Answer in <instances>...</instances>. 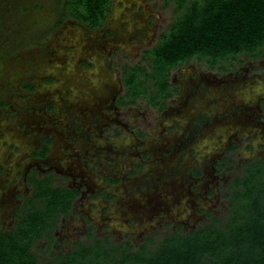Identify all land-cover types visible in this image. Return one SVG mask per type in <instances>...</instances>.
<instances>
[{
    "label": "rangeland",
    "instance_id": "374dc122",
    "mask_svg": "<svg viewBox=\"0 0 264 264\" xmlns=\"http://www.w3.org/2000/svg\"><path fill=\"white\" fill-rule=\"evenodd\" d=\"M57 1L0 0V165H8V162L14 158L23 162L25 160L32 162L33 159L29 158L33 150L32 146L39 143L43 137L48 136L54 141L52 154L45 160V163L49 164L48 169L57 167L60 170V172H55L58 177L54 181L52 179V183L54 182L55 185L75 186L85 179L88 188L93 190L101 179L98 169L120 174L122 171H130L131 177L129 178L131 181L128 178L126 184L122 185V191L118 192V194L120 193V200H116L117 205L113 207L116 213L109 219L100 213L95 216L96 221L90 225H93L92 233L97 237L108 236L113 242L131 239L135 245H138L143 241L145 235L153 236L159 240L163 233L175 230L176 225L181 223L180 221L188 222V217L181 216L175 207L179 201L185 204V208L188 207L185 199L190 198V188L196 184V180L188 175L189 168L200 162L204 174L200 178L202 182L197 186H200L203 191L210 190L209 187H206L207 185L214 190V193L208 195V199L201 204L207 205L213 217L218 216L223 219L224 213L228 209L229 197L227 193L231 191L229 183L234 176L241 173L240 161L242 159L232 161L227 158L224 160L221 166L226 168L225 170L230 169L228 163L233 165L234 162L237 166L235 168L240 170L229 171L223 176H215L214 178L211 177L213 171H211L210 163L218 159L219 154L216 151L219 149L218 141L223 137L228 138L231 129L250 130L256 127V124L261 125L260 122H257L260 119L257 113L251 111H244L241 114L230 113V116H224L221 118L222 120L214 116V125L205 126L199 136L190 139L185 135L190 129L189 121L186 120L188 119L187 110L183 111L184 115L181 113H176V115L174 110L178 105L170 104L173 108L172 117H179L180 120L178 121L185 127L169 134L165 125L170 123L172 118H168L161 124L157 123L155 119L159 113L148 104L150 100L144 97L138 99L137 106L131 107V120H129L126 110L124 111L125 115L119 113L120 116L123 115L121 125L126 129L123 131L124 140H122L121 147L124 146L128 150L131 147V155H125L118 150L113 151L111 143L101 142L99 144L100 138L107 137L111 140L112 133L115 135L118 132L117 130L113 132L108 128L101 130V122L105 117L102 108L106 102L98 100V96L101 92H105L108 96L120 86L119 67L123 63L127 66L139 62L146 65V62L141 60L142 54L158 41L160 34L173 20L174 5L172 3L165 5L164 0H117L115 10L118 12L113 15L112 25L114 28H120L121 39L131 40L127 42V47L130 48H128L129 50L124 48V51H114L109 60L103 59L104 55L101 56L103 62L100 58L98 63L103 68L100 69L102 72L100 73L98 72L99 69H96L97 74L92 76L94 82H91L88 81V76L86 78L85 75L78 74V65L85 55L79 56L81 53L76 51V47H82L86 32L82 33L85 35L82 36L81 32L77 31V26H74V23L70 21L62 28L54 27L53 22L57 16L54 7H56ZM119 1H123L124 5H121ZM130 4L131 7L137 6L138 9L131 8V14L130 12L125 14L126 18L130 17L131 23L123 22L121 20V18L123 19L122 15H124L123 11L126 5ZM72 47L74 49H69ZM239 58H242L239 65L243 67L247 66L250 61L244 56ZM191 62H195V60H191ZM196 63L197 66H200V71L206 69L205 63ZM233 63L238 62L234 61ZM261 64L264 65V60L260 61L259 65L261 66ZM126 68L131 70L125 66L122 67V71H125ZM188 70H192L189 65L181 69L185 79L188 77ZM176 71L178 70L172 71L173 76L177 74ZM255 72L254 69H250L245 74L238 73L234 83L239 84L244 77L251 74L257 76ZM213 73L216 72L213 71ZM190 74L193 75L192 72ZM46 75L59 79L60 85L53 87L56 84L50 83L42 86L40 81ZM217 75L220 76L218 80H227L229 83L231 82V84H227L230 87L233 86L234 78L231 79L232 77L228 73ZM38 76H40L39 80L36 79ZM102 76L104 81L101 82L100 77ZM257 78L260 80L257 92L264 94V71L259 70ZM31 80L40 87L38 91L28 96L21 94L23 83H28ZM222 83L207 87L209 90L207 88L204 91L198 90L197 94L192 96L191 103L186 104L187 109L210 118L213 117L214 110L231 109L235 105L240 106L243 101L235 95L221 99L223 93L230 90H225L224 86L219 85ZM107 84L109 85L107 86ZM28 88L32 89L33 86H28ZM249 92H247L248 96L254 98L255 95ZM244 93L245 91L240 89V95L245 96ZM7 103L11 104L6 106ZM161 105H158L159 108L162 107ZM126 119L127 121H125ZM106 123H108L107 126L113 128L112 122L106 121ZM137 126L148 127L153 133L151 138L146 136L147 144L153 150L150 154L146 152L147 150L145 151L148 155L144 161L145 165L141 169V164H136L140 172L133 176L134 170L128 168L136 156L134 153H137L133 150L135 139L132 135ZM76 127L79 130L74 133L73 130ZM229 127L232 128L228 130ZM159 128L163 130L160 131ZM262 128L264 133V126ZM74 134L77 138L76 143H68L69 138L73 137ZM90 134L95 138H90ZM189 140L191 141L189 142ZM86 143L87 146H95L97 152L87 153ZM13 144H17L19 150L12 149ZM66 146L71 154L69 152L68 155L64 153L63 149ZM214 146L218 148H214ZM195 148L197 153L193 152ZM230 149L232 150L233 147ZM251 149L252 147L249 146V150ZM249 150L244 154L247 157L246 163L261 159L264 156V149H259L260 152L255 154L254 151L250 152ZM83 153L93 158V165L87 162H79V158L74 159V154L81 156ZM251 153L253 154L251 155ZM68 156L70 157L66 158V162H62L63 157ZM108 159L116 160L115 164L108 165L106 162ZM61 171L69 172L71 174L70 179ZM9 175L0 176V230L12 227L14 216L21 205L22 196L27 193L23 181L20 180L18 183L11 180L10 183H7L6 180ZM108 180L112 179L108 178ZM117 180L114 179L113 181ZM210 180H214V183H210ZM201 195H204V192ZM196 210L190 212L196 220L186 224L182 231L211 221L207 215L197 214ZM95 213L98 214L99 210H96ZM163 213L166 214L162 215ZM158 215L161 217L156 218ZM174 218L177 220L173 226L164 224V222ZM102 219L106 220L109 228L105 225L107 223L101 222ZM131 220L134 226H131ZM198 220L200 221L197 222ZM96 222L100 223L96 225ZM85 228V223L77 216H72L71 219H63L54 230L57 237L55 248L58 251H67L75 242L74 240H86ZM38 253L43 254L42 251H38Z\"/></svg>",
    "mask_w": 264,
    "mask_h": 264
},
{
    "label": "trees",
    "instance_id": "16d2710c",
    "mask_svg": "<svg viewBox=\"0 0 264 264\" xmlns=\"http://www.w3.org/2000/svg\"><path fill=\"white\" fill-rule=\"evenodd\" d=\"M111 1L62 0L56 21L71 18L89 28L99 27ZM164 2L174 5L173 20L143 52L146 65L139 62L122 73L131 102L147 97L149 105L163 107L172 93L170 72L179 64L195 60L226 69L234 61L241 63L240 56L262 54L264 0ZM46 153L44 146L40 154ZM244 164L229 183L223 219L210 214L208 223L186 231L180 225L159 240L145 235L138 245L129 239L113 242L89 230L86 240H76L67 251L55 248L54 230L78 190L53 184L51 173L33 174L12 227L0 230V264H264V158Z\"/></svg>",
    "mask_w": 264,
    "mask_h": 264
},
{
    "label": "flooded vegetation",
    "instance_id": "af4514ba",
    "mask_svg": "<svg viewBox=\"0 0 264 264\" xmlns=\"http://www.w3.org/2000/svg\"><path fill=\"white\" fill-rule=\"evenodd\" d=\"M61 1L62 0L57 1V5H56V7H54L55 12L59 11ZM116 2H117V0L111 1L110 11H109L108 15L106 16V18L104 19L102 25L99 27L89 28L86 25H84L83 23L77 22L71 18H65L60 24H58L56 21L57 16L54 19L53 25H55L54 27H56V28H62L63 26L67 25L68 21H70V22L74 23V26H77L76 27V28H78L77 31L81 32L82 36H85L82 33L86 32L87 37L85 36V38L83 39L82 47L81 46L80 47L78 46L79 48L76 47V51L81 53V55H79V56L85 55L84 59H81L80 64L78 65L79 66L78 67L79 68L78 74L81 76L85 75L86 78L88 76L89 77L88 81L94 82V79L92 80V76L94 74H97L95 71L96 69H99L98 72H100V73L102 72L101 70L103 68L100 66V63H98V60H100L101 56L104 55L102 58L109 60L112 57V54L114 51H118V50L124 51V48H127V50H129L128 48H130L129 46L127 47V42L131 41V40L121 39L120 32H119L120 28H114V26L112 25V23L114 21L113 15H115V12H118L115 10ZM119 2L121 3V5H124L123 1L122 2L119 1ZM131 8L132 9L136 8V10L138 9L137 6H135V5L132 7H131V4L126 5L125 10L123 11L124 15H122L123 19L121 18V20L123 22L125 21V22L131 23L130 17H128V18L125 17V14H127L128 12H130V14H131ZM141 9H142V7L140 8V10ZM129 23H127V24H129ZM69 49H74V47L69 48ZM103 59H102V62H103ZM240 59L242 62V58H240ZM261 60H264V49H263V52L260 56H258L256 58H248L249 62L247 63V66H244V67L240 66L239 65L240 62L237 61L238 63H233V66H230V65L226 66V69H221L218 67H209L208 65L205 64L206 69L204 71H200L199 70L200 66H197V63H196L197 61H195V62L189 61L188 63H185V64H179L174 69H172L170 72V76H169V79L171 82L170 90H172V93L166 99L164 106L159 108L158 106L150 105L156 109L157 113H159L155 119L157 123L161 124L162 122L168 120V118L169 119H170V117L172 118L171 122L166 123V125H165L167 127V131H168L167 133H169V134L173 133V131H175V130H182L185 127L180 121H178V120H180L179 117H177V116H176V118L172 117L173 116L172 115V109L173 108L170 106V104L174 103V105H178V106H176V108L174 110L175 114L181 113V115H184L185 113L183 111L187 110L186 112L188 113V119H190V120H188V119H186V120L189 121L188 124L190 125V129H188V131L186 132L185 135H187L190 139H193L194 137L199 136L201 134L202 130L205 128V126L211 127L212 125H214L213 122H214V119L216 117L221 119V118H224V116H230V113H240L241 114V112H244V111L245 112L251 111V112L257 113V116L260 117V119L257 122H260L261 125L258 126V124H256V127L252 128L250 130L249 129L243 130L241 128H235L232 130L231 129L232 127H229L228 130L231 129V131H229L230 132L229 137L228 138H225V137L220 138V141H218L219 149H216V151L219 154L218 159L216 161L214 160V162L210 163L211 171H213L212 176H211L212 178H214L215 176H219V177L223 176L224 173H227L229 171L235 172V170L236 171L240 170L239 168H235V167H237V166H235V162L233 163V165H229L230 163H228L227 165L230 166V169L225 170L226 168H223L221 166V164L227 158H229L232 161H235L236 159H240V160L242 159L240 161V165L242 167L243 163L247 162V160H246L247 157H245L244 154L249 150V146H250V148L252 147V149L249 151L250 152L254 151V154L259 153L261 149H264V133L262 132V130H263L262 126H264L262 124L264 123V119L261 118V117L264 118V94L257 92L258 91L257 88L260 85L259 84L260 80L257 78L258 77V71L259 70L264 71V67H263L264 65H262V64H261V66L259 65ZM188 65L192 68V70L191 71L188 70V77H186V79H185L181 69L184 67H188ZM193 65H195V66H193ZM125 66L131 67V65L127 66L125 63H123L119 67L120 68L119 73H120V77H121L120 78V86H118L108 96L105 94V92H101L100 95L98 96L99 97L98 100L104 101V103L106 102L105 105L103 106V108L101 107L102 111L104 112V116H105L103 118L104 119L103 122H101V126H102L101 130L103 131L105 128H108V129H111L113 132L115 130H117V132H118V134L116 133L115 135H113V133H112V136H110L111 140L107 139V137L100 138L99 144L101 142L102 143L108 142V144L111 143L113 151L118 150L120 153H124L125 155H131V147L129 150H128V148H124V146L121 147L122 140H124L123 136H122L124 133L123 131L126 130L123 127V125H121V123H122L121 121H123L121 119H123V115H125L124 111L126 110V112H128L129 120H131V107L134 105L137 106L136 103L139 102V100H138L139 98H137L135 102H131V98L125 96V87H124L123 79H122V73H123L122 67H125ZM175 69H177L178 71H176L177 74L175 76H173L172 71ZM250 69H254V71H256L255 73L257 76H254L253 74H251L250 76L244 77V79L241 80V82L239 84L234 83L235 79L237 78L236 76H238V73L245 74ZM213 71H215L216 73H213ZM89 72H91V73L89 74ZM190 72L193 73L192 76H191ZM223 73H225V74L228 73L229 76L232 77L231 79L234 78L233 83H232L233 86L230 87L228 84H231V82L229 83V81H227V80H218V78L220 79V76L217 74H223ZM39 77L40 76H38L36 79L39 80ZM100 80H101V82L104 81L103 76L100 77ZM201 81H202V83H200ZM220 82H223L222 84H219V85L224 86L225 90L230 89L229 92L226 91L223 93V96L221 99H227V98L235 95L243 101V103L240 104V106L235 105L231 109L225 108L224 110L217 109V111H219L217 114H215L217 111L214 110L213 111L214 115H213V117H210V118H208L207 116H205V117L202 116L201 113L196 114V113H194L193 110L187 109L186 104L188 102L191 103L192 96H194V94H197L198 90L204 91L205 88H207V87L209 88V86L215 85V84L220 83ZM50 83L56 84L53 86V87H56V86L60 85V80L55 78L54 76L46 75L40 81V84L42 86H43V84L48 85ZM108 85L109 84H107V86ZM28 86H33V88L29 89ZM38 88H40V87L37 86L36 82L31 80L28 83H23L22 88H21V94H23V95L26 94V96L31 95L32 93H35L36 91H38ZM240 89L245 91V93H244L245 96L240 95ZM247 92H249L250 94L253 93L255 95L254 98L248 96ZM217 98H220V97L217 96ZM219 103H221V102H219ZM10 104L11 103H7L6 106H9ZM180 106H182V108H180ZM177 107L180 109H178ZM119 113L123 114V115L120 116ZM178 116H179V114H178ZM214 116H215V118H214ZM144 119H146V118H144ZM105 120L108 122L109 121L112 122L113 128H110L109 125L107 126L106 124H108V123H106ZM125 121H127V119ZM211 121H212V123H211ZM225 129H227V128H225ZM78 130L79 129L76 127V128H74L73 132L77 133ZM128 130L131 131V129H128ZM161 130H163V129H160V131ZM169 134H167V136H169ZM132 135L134 136V139H135V142H134L135 144L133 146V150H134V152H137V153H134V154H136V156H135L134 160H132L130 162V167L128 169L132 168L134 170L132 172V174L134 176L140 172L139 169L136 167V164H141V166H142L141 169H142L143 166L145 165L144 161H146V159L148 157L146 152L150 154L153 150V148L147 144L148 139H146V136L150 137V138L153 137V133L149 130L148 127L137 126L135 128V131L132 133ZM214 135H216V134H214ZM89 136H90V138L94 137V136H92V134H90ZM53 141L54 140L51 137L47 136V137H43L41 139V141H39V143L32 146L33 150H32V153H31L29 158H32L34 162L33 161L29 162L27 160H25V162H23V161H20L19 159L14 158L11 162H8L9 163L8 165H4V164L0 165V176L5 177V176L10 174L7 177V180H6L7 183H10L11 180L16 181L18 183L20 180L24 182V187L27 190V193L22 196L21 205L24 202L25 197L29 193L30 187L28 184V177H30L32 173L36 174L37 177H42V176L46 175L47 173H51L53 175V181L55 180V178L58 177L55 172H60V170L57 167H54V168L50 167L48 169L49 164L45 163V160H47L49 155L52 154ZM68 141H69L68 143H70V144L76 143V141H77L76 135L74 134L73 137L71 136ZM157 141H159V140L157 139ZM190 141L191 140H189V142ZM112 142H115V143H112ZM44 146L47 147V153L44 155H41L40 151L44 148ZM85 146L87 148V153H91L94 151H95V153L97 152V148L95 146H93V145L87 146V143ZM16 147H18L17 144L12 145V149L19 150V147L18 148H16ZM97 147H100V146H97ZM218 147L214 146V148H218ZM232 147H233V149L231 150L230 148H232ZM63 151L66 155H68L69 149L67 148V146L64 147ZM193 152L197 153L196 148ZM232 153L234 154L233 156L231 155ZM252 154L253 153H251V155ZM74 155H75V156H73L74 159L79 158V162H87L90 165L94 164L93 158L88 156L86 153L81 154V156H79L78 154H74ZM69 157L70 156L63 157L62 162L67 160ZM110 158H112V157H110ZM263 158H264V156L261 159H263ZM114 159L113 160L108 159V161H106V162L108 163V165L115 164L116 160H114ZM19 168H21V169L19 170ZM98 171H99V176L101 177V179L99 181L100 183L96 184L95 188L93 190H90L88 188L87 183L85 182V179H84V181L77 183L75 186H68V188L77 189L78 195L74 199L73 205H72L70 211L67 213V215L60 217V223L62 222L63 219H71L72 216L79 217L86 225V228L84 231L85 236H87V234L89 233V230H91V231L94 230L93 225H90V224H93L94 221H96V219H95L96 215H99L101 213L103 216H105L106 218L109 219L110 217H112L116 213L115 210H113V207H114V205H117L115 203V201L120 200V195H119L120 193L118 194V192L122 191L121 190L122 185L126 184V181L128 180V178L131 177L130 171H127V170L125 172L122 171L121 174L110 172L108 170L103 171L102 169H98ZM61 172L63 175L68 176V178L70 179L71 174L69 172H66V171H61ZM196 173H198V174H196ZM124 174H127V175L125 176ZM203 174H204V170H203L200 162H197L195 165H192L189 168L188 175L193 180H196L195 181L196 184L194 185V187L190 188V192H191L190 198L185 199V201H187L188 207L185 208V206H184L185 204L182 203V201L181 202L179 201V203H177V205L175 207V210L179 211L180 212L179 214L181 216L184 215L185 217L186 216L188 217L187 218L188 222L180 221L181 223L176 225V228L180 225L182 226L181 228H184L186 224L191 223V222L196 220L195 217L192 214H190L191 210L193 212L197 209L196 210L197 214L203 213L204 216L207 215L208 217L211 214L207 205H203L201 203H203V201H206V199H208L207 198L208 195H210V194L212 195L214 193V190L212 188H210V186H208V185L206 186V187H209V189H210L208 191L207 190L203 191V189L200 186H197L202 182V179H200V178ZM108 178L112 179V180L109 181ZM114 179H118V180L113 181ZM130 179L131 178H129V181H131ZM210 183H214V180H210ZM4 185H5V183H4ZM3 188L6 189V187H3ZM203 192H204V195H201ZM107 204H109V205L106 206ZM21 205H20V207H21ZM96 210H99L98 214L95 213ZM111 211H112V213L110 214ZM165 214L163 213L162 215H165ZM65 217H67V218H65ZM158 217H161V216L158 215L156 218H158ZM175 220H177V219L174 218V219L168 220V221L164 222V224L167 226L168 225L173 226ZM178 220H180V219H178ZM199 221L200 220H198L197 222H199ZM101 222L107 223L105 219H102ZM99 223L100 222H98V223L96 222V225ZM105 225H106V227L109 226L108 223ZM131 226H134V223L132 220H131ZM129 240H131V239H129ZM74 241H76V240H74Z\"/></svg>",
    "mask_w": 264,
    "mask_h": 264
},
{
    "label": "crops",
    "instance_id": "0c3cea01",
    "mask_svg": "<svg viewBox=\"0 0 264 264\" xmlns=\"http://www.w3.org/2000/svg\"><path fill=\"white\" fill-rule=\"evenodd\" d=\"M53 184H54V182H53Z\"/></svg>",
    "mask_w": 264,
    "mask_h": 264
}]
</instances>
